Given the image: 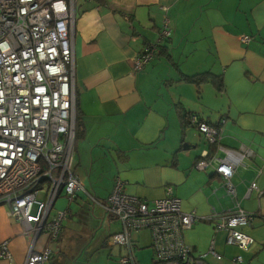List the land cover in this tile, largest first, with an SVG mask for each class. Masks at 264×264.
<instances>
[{"label":"crops","instance_id":"0c3cea01","mask_svg":"<svg viewBox=\"0 0 264 264\" xmlns=\"http://www.w3.org/2000/svg\"><path fill=\"white\" fill-rule=\"evenodd\" d=\"M165 16L171 37L154 61L135 72L133 59L158 39ZM74 43L81 126L75 170L86 191L108 198L120 178L126 195L151 203L171 189L184 213L203 219L184 233L194 257L204 264H239L238 258L240 264H264V0H80ZM203 74L210 82L188 80ZM194 117L213 126L226 120L221 145L206 142ZM242 147L254 157L232 181L241 207L256 214L253 226L244 228L255 241L248 250L229 245L227 234L208 220L213 210L233 206L223 178L195 168L206 153L223 157L222 149ZM253 182L260 198L256 191L247 197ZM84 199L79 193L68 204L60 240L49 244L42 237L38 250L52 249L47 264H123L127 249L111 241L122 223L87 209ZM134 234H146L142 244L132 236L138 263L159 264L151 233ZM0 240L10 241L12 256L0 264H27L31 241L6 206H0Z\"/></svg>","mask_w":264,"mask_h":264},{"label":"built area","instance_id":"2783aa9c","mask_svg":"<svg viewBox=\"0 0 264 264\" xmlns=\"http://www.w3.org/2000/svg\"><path fill=\"white\" fill-rule=\"evenodd\" d=\"M79 1L0 0V206L8 208L10 219L22 225L26 237L34 235L27 264H47L52 259L49 246L40 251L37 245L42 237L49 244L61 238L69 209L57 210L58 200L65 199L70 205L79 193L87 192L75 170L74 40ZM171 35L170 19L165 16L158 39L146 43L133 59L134 71L154 61L162 42ZM239 40L250 41L245 36ZM192 124L207 143L221 145L225 119L213 126L194 117ZM222 151L223 157L210 158L206 153L195 165L198 171L212 170L220 175L233 203L231 209L213 210L208 220L216 224L218 232L227 234L229 245L248 250L255 241L244 228L253 226L256 214L241 207L232 179L254 153L247 147ZM254 191L260 198L256 182L251 183L247 197ZM91 199L94 206L123 225V231L111 237L112 246L127 249L123 264H139L132 235L142 231L151 233L157 263L204 264L184 242V233L203 219L184 213L181 200L171 189L166 198L150 203L126 195L123 181L117 178L106 204ZM211 254L222 258L214 251ZM11 257L10 241L0 240V260Z\"/></svg>","mask_w":264,"mask_h":264},{"label":"rangeland","instance_id":"374dc122","mask_svg":"<svg viewBox=\"0 0 264 264\" xmlns=\"http://www.w3.org/2000/svg\"><path fill=\"white\" fill-rule=\"evenodd\" d=\"M147 65H145L144 67H143V69H145V67H146ZM142 69V70H143ZM211 103V102H210ZM220 115V114H219ZM219 115H217V117L219 116ZM212 118H214V117H216V113L215 112H212V116H211ZM199 141H200V137H197V140H196V144L195 145H198L199 144ZM203 142L204 143H206L205 142V140H203ZM89 192V191H88ZM83 194H85L86 195V197H87V199H88V201L87 200H81L80 202H82L83 204H85L86 205V207H87V209H89V210H94V209H99V210H101L98 206H94V204H93V201H92V199H91V197L92 198H94V199H96L98 202H100V204H106L107 203V198H103V197H98V196H96V195H94L93 193H92V191L90 190V192H89V194L91 195V197H90V195L86 192H83ZM89 202L91 203V204H89ZM68 207V202H67V200H65V199H59L58 200V202H57V205H56V209L57 210H59V209H63V210H65L66 208ZM102 211V210H101ZM146 234H142V235H139V234H134V235H132L133 236V239H135V240H137V241H139V236L142 238V241H139V243L140 244H142V243H144V241H145V239H146V236H145ZM31 242L33 241V239H34V235H30L29 237H27ZM108 249H102L101 250V254H104V253H106V252H108L107 251ZM142 251L143 252H145V251H148L146 248L145 249H142Z\"/></svg>","mask_w":264,"mask_h":264},{"label":"trees","instance_id":"16d2710c","mask_svg":"<svg viewBox=\"0 0 264 264\" xmlns=\"http://www.w3.org/2000/svg\"><path fill=\"white\" fill-rule=\"evenodd\" d=\"M96 1H99V0H96ZM210 75V74H209ZM208 74H203V75H198V76H195V77H191L189 78L188 80H191L192 82H194L196 85H201V84H204L206 82H210V76ZM214 82L218 83V85L221 83V81H219V78H215L214 77ZM220 86V85H219ZM79 101H78V94H77V138H76V142H77V139L79 137V132H80V129H81V126H80V112H79ZM106 247V245H105Z\"/></svg>","mask_w":264,"mask_h":264}]
</instances>
